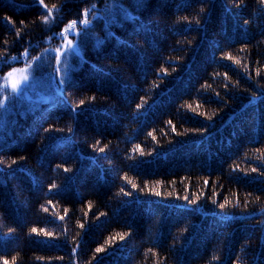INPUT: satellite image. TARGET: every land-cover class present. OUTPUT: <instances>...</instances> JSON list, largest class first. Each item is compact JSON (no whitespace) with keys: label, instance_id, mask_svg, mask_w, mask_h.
I'll return each mask as SVG.
<instances>
[{"label":"trees","instance_id":"16d2710c","mask_svg":"<svg viewBox=\"0 0 264 264\" xmlns=\"http://www.w3.org/2000/svg\"><path fill=\"white\" fill-rule=\"evenodd\" d=\"M5 261L264 264V0H0Z\"/></svg>","mask_w":264,"mask_h":264},{"label":"rangeland","instance_id":"374dc122","mask_svg":"<svg viewBox=\"0 0 264 264\" xmlns=\"http://www.w3.org/2000/svg\"><path fill=\"white\" fill-rule=\"evenodd\" d=\"M69 51H71L74 47V45L70 42L68 44ZM62 52V51H61ZM29 70L28 69H23L14 72L11 74L7 79H6V86L5 88L13 91L15 95H20V96H25L27 99L30 100V96L32 92H36V89L33 86H48V82L45 79L37 80L34 79L31 81V70H30V75H28ZM27 77V79H25ZM13 85H16V90H14Z\"/></svg>","mask_w":264,"mask_h":264},{"label":"snow or ice","instance_id":"6c2138e0","mask_svg":"<svg viewBox=\"0 0 264 264\" xmlns=\"http://www.w3.org/2000/svg\"><path fill=\"white\" fill-rule=\"evenodd\" d=\"M84 23L87 24V20H85ZM69 27L70 28L74 27V25H70ZM9 75H11V73ZM25 79H27V77H25ZM13 88H14V90H16V85H13ZM133 186H135V185H133ZM4 264H7V261H5Z\"/></svg>","mask_w":264,"mask_h":264}]
</instances>
